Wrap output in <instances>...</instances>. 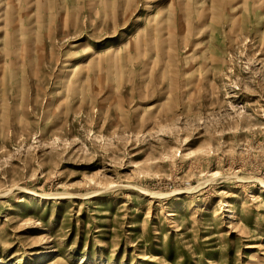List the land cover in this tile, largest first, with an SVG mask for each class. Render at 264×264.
<instances>
[{"label": "rangeland", "instance_id": "obj_1", "mask_svg": "<svg viewBox=\"0 0 264 264\" xmlns=\"http://www.w3.org/2000/svg\"><path fill=\"white\" fill-rule=\"evenodd\" d=\"M0 264H264V0H0Z\"/></svg>", "mask_w": 264, "mask_h": 264}, {"label": "bare ground", "instance_id": "obj_2", "mask_svg": "<svg viewBox=\"0 0 264 264\" xmlns=\"http://www.w3.org/2000/svg\"><path fill=\"white\" fill-rule=\"evenodd\" d=\"M217 176V175H216ZM210 180V179H209ZM205 182H207V181H205ZM204 182V183H205ZM202 184V183H201ZM200 185V184H199ZM194 188H191V189H189V190H193ZM149 195H152V196H157L158 194L157 193H148ZM162 194H159V196H161ZM163 196V195H162ZM168 215V214H167ZM169 216V215H168Z\"/></svg>", "mask_w": 264, "mask_h": 264}]
</instances>
